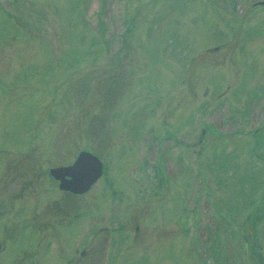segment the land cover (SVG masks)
I'll return each instance as SVG.
<instances>
[{
  "label": "rangeland",
  "instance_id": "1",
  "mask_svg": "<svg viewBox=\"0 0 264 264\" xmlns=\"http://www.w3.org/2000/svg\"><path fill=\"white\" fill-rule=\"evenodd\" d=\"M81 150L106 174L70 224L5 221L65 206L45 172ZM4 169L43 193L0 190V264H65L105 226L93 264H264V0H0Z\"/></svg>",
  "mask_w": 264,
  "mask_h": 264
},
{
  "label": "flooded vegetation",
  "instance_id": "2",
  "mask_svg": "<svg viewBox=\"0 0 264 264\" xmlns=\"http://www.w3.org/2000/svg\"><path fill=\"white\" fill-rule=\"evenodd\" d=\"M47 171H49V169ZM17 172H19V171L4 169L1 180H0V190L5 191L8 182L14 181V182H18V184H20V186H21L20 191L15 194V196L19 199L24 197V195H25L24 193L26 192V190L30 191L31 194H33L34 196H37V195L39 196L40 193H43L42 189H40V192L37 188H35V190H34L35 183H38V181L41 178L40 176L36 175L35 170H32L31 174H28L26 172L25 173H22V172L17 173ZM45 176H46V179H50L52 181L53 187L55 189H57L58 183L55 180H53L49 176V174H47L46 172H45ZM153 178L155 180V172L153 173ZM153 182L155 183V181H153ZM139 192L140 191H135L137 196L139 195ZM58 194H59V196L55 195V194L54 195L57 196L58 199L63 198V202L65 203V206H61V205L58 206L59 204L57 205V202H54L52 205H50V203H46L45 207L41 210V212L37 213L36 211H33L32 215L30 217L23 216V209L18 208L16 210V215L13 214L12 216H10L8 218V220L5 219V221L8 223L9 222L11 223V222L19 221L22 219L24 220V218H25L26 221H31L33 223L32 226H35L39 229H43V231H44L43 235H44V237H46L47 230H54V229L64 227V226L70 224V220L66 224L63 222L62 223L59 222L58 217L60 214H63L65 212H67V214H71V212L75 214L74 211L76 210V206L74 203V199L76 198V196H74L68 192H63V191H59V190H58ZM11 197L12 196H9L8 201L4 202V205L6 207H9L11 199H12ZM55 201H57V200H55ZM0 212L2 213L1 208H0ZM5 225H7V224H5ZM130 227H131V225H130ZM4 228H5V226H4ZM124 228L125 227L122 226L121 230L123 231ZM126 228H127L126 230L128 231L129 227L127 226ZM112 231H114V230H111L110 226H105L104 228H100V227L97 228V231L95 233L90 232L88 234L89 238H87L86 243L83 245L84 248L80 251H78L77 248H74L72 257L70 259L68 258V261L65 264H93L92 255H94L96 252L95 251L96 249L93 246L94 240L99 239V241H100L104 238L103 240L106 241L108 239L107 236L110 233L113 234ZM142 231H143V229L141 228L140 224H136L135 227L133 228V240L134 241H136L137 239H140L144 236V235H142ZM0 234H1V231H0ZM52 234H53L54 238H56L57 240H60V237H58L57 231H55V233L52 232ZM104 236H106V238ZM97 237H99V238H97ZM46 238H48V237H46ZM119 242L120 241H117V242L113 241L112 246L116 247ZM2 243L3 242H0V253L5 248ZM49 246H51L50 242L47 244V247L44 248V250L48 249ZM115 251H116V249H115ZM111 256L116 257V254H111ZM53 264H55V263H53Z\"/></svg>",
  "mask_w": 264,
  "mask_h": 264
},
{
  "label": "water",
  "instance_id": "3",
  "mask_svg": "<svg viewBox=\"0 0 264 264\" xmlns=\"http://www.w3.org/2000/svg\"><path fill=\"white\" fill-rule=\"evenodd\" d=\"M101 174V161L88 151H81L71 165L50 170V175L59 181V189L76 195L87 192Z\"/></svg>",
  "mask_w": 264,
  "mask_h": 264
}]
</instances>
